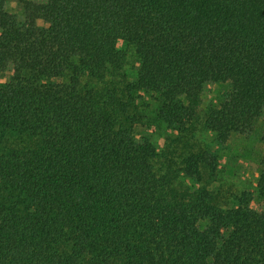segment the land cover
<instances>
[{
  "label": "trees",
  "instance_id": "16d2710c",
  "mask_svg": "<svg viewBox=\"0 0 264 264\" xmlns=\"http://www.w3.org/2000/svg\"><path fill=\"white\" fill-rule=\"evenodd\" d=\"M142 90L179 165L137 128ZM261 118L264 0H0V264H264V172L222 203L195 134L226 143Z\"/></svg>",
  "mask_w": 264,
  "mask_h": 264
},
{
  "label": "rangeland",
  "instance_id": "374dc122",
  "mask_svg": "<svg viewBox=\"0 0 264 264\" xmlns=\"http://www.w3.org/2000/svg\"><path fill=\"white\" fill-rule=\"evenodd\" d=\"M12 7L18 18L23 20L24 10L19 8L17 1L12 2ZM39 23L41 25L45 24L43 20H39ZM120 46L128 52L125 71L134 79L138 72V60L134 49L132 46L123 42H120ZM229 90H231L230 82H219L207 85L203 95V105H201L202 112H205L209 105H219V102ZM137 94L142 97L140 109L144 113L143 121L137 128L140 132L149 136L157 146L158 152L160 153L158 160L159 167L165 169L169 161H172L175 165H179L183 144L174 140L175 138H172L177 137L178 134L170 131L168 125L158 117L160 102L147 91H138ZM258 132L259 128H256L251 138L252 140L246 143L237 140L233 141L234 148H232L227 145V142L220 144L213 143L214 133L207 131L200 125L199 129L196 130V139H199L203 144L207 143L219 156L221 179L214 183L212 187L222 203L233 201L235 194H239L245 189L249 191H255L257 189L264 172L262 165L264 154L261 153V146H259L257 141ZM254 144L255 146H252ZM250 155L254 156L253 160H248ZM256 207L264 210V198L259 197Z\"/></svg>",
  "mask_w": 264,
  "mask_h": 264
},
{
  "label": "crops",
  "instance_id": "0c3cea01",
  "mask_svg": "<svg viewBox=\"0 0 264 264\" xmlns=\"http://www.w3.org/2000/svg\"><path fill=\"white\" fill-rule=\"evenodd\" d=\"M256 128H259V132H258V136H257L258 140L257 141H258L259 146H261L260 147L261 148V153L264 154V141L262 140V134L264 133V118H261V119L258 120V122L256 123L255 128L253 129V131L251 133H239V132L232 133V135L230 136L229 140L227 141V145L229 147L231 146L232 148H234L233 147L234 145L232 143L235 140H237L239 142L241 141L243 143L244 142L246 143L247 141L252 140L251 138L253 137ZM252 146H255V144L252 145ZM259 155H260V153H259ZM253 159H254V156L250 155L248 160H253Z\"/></svg>",
  "mask_w": 264,
  "mask_h": 264
}]
</instances>
